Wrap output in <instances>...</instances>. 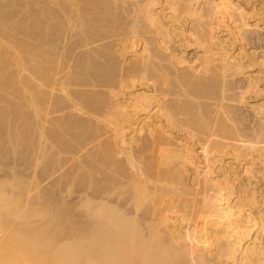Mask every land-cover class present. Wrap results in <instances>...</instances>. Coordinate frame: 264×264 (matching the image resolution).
I'll return each instance as SVG.
<instances>
[{
  "label": "bare ground",
  "instance_id": "bare-ground-1",
  "mask_svg": "<svg viewBox=\"0 0 264 264\" xmlns=\"http://www.w3.org/2000/svg\"><path fill=\"white\" fill-rule=\"evenodd\" d=\"M24 1L0 0V152L8 145L9 158L31 162L33 176L12 169V178L0 181V264H257L264 248L249 237L253 227L239 224L257 199L240 183L245 191L235 193L228 181L224 188L209 169L216 159H206L230 141L234 150H264L259 105V125L250 132L240 128L246 120L239 114L228 122L232 105L224 112L228 79L242 77L252 59L244 61L245 52L240 59V49L232 52L239 58L228 56L232 44L212 28L224 25L229 41L250 45L258 29L250 31L245 19L253 12L244 19L245 10L230 0H161V10L160 0ZM27 19L32 29H24ZM189 40L202 48L198 63L197 54L193 60L182 53ZM248 77L240 80L243 93L255 86ZM236 88V97L230 92L241 102ZM181 136L201 143L205 170ZM187 166L200 193L184 179ZM186 218L194 223L182 224Z\"/></svg>",
  "mask_w": 264,
  "mask_h": 264
},
{
  "label": "rangeland",
  "instance_id": "rangeland-1",
  "mask_svg": "<svg viewBox=\"0 0 264 264\" xmlns=\"http://www.w3.org/2000/svg\"><path fill=\"white\" fill-rule=\"evenodd\" d=\"M24 1V0H23ZM28 1V0H27ZM165 1V0H164ZM163 1V2H164ZM230 1H232V3H233V1H235L233 4L235 5V6H240V9H241V12H243L244 10V15H243V13H242V15H243V17H244V19H245V17H247V14H249V12L251 11V12H253V13H251L250 15H248V17L247 18H249V19H245L246 20V23H247V26H246V23L244 22L245 20L243 19V21L241 20L240 22L242 23H244L245 24V26L247 27V28H250V31H254L255 29L257 30L258 29V35H257V31H256V34H253V33H255V31L252 33L253 34V39L252 40H250V42L252 41V44H250L249 45V41L247 42H245L244 43V40L243 41H241V40H239L240 38L239 37H237V36H240V35H236V37L238 38V40H237V38H235L236 39V41H235V43H233L234 42V40H233V42L232 41H229V36H231V34L229 35L228 34V31H229V29H227V28H225L224 27V25L223 26H221L220 28H216V26L214 27H212L214 30H215V32H214V30H213V32L216 34V36L218 35V36H222L223 35V37L222 38H224L226 41H227V45L230 43V44H232L231 46H233L232 48H230L231 50V52H230V54L228 53V56L229 55H231V56H233L234 54H236L237 53V50H241V52H240V50L238 51L240 54H242V55H239V57H240V59H243L244 58V56H243V54L244 55H246L245 53H247V55L246 56H248V57H245L244 58V61H245V59H247L248 60V58H251L252 60H255V61H257V62H255V61H252L251 60V62L252 63H249L250 64V66L248 65V68L250 69H248L247 67L244 69V75L242 76L243 77V79H242V77L240 76V75H236V76H233L232 77V80L231 79H228V81H229V89L228 90H230V91H234V89H235V87H240L241 86V88H236V90H237V92H238V90H239V93H243V91H246L245 89L246 88H244L245 87V81H244V78L245 77H248V78H252V79H254V81H255V83H254V81H253V83L255 84V86L253 87V88H248V89H250V91L248 90L247 92H244L243 94H240L239 96H237V98L238 99H241L240 97H242V96H244L242 99L244 100L243 102H242V99H241V102H240V100L237 102L236 100H235V95H237L238 93H236V91H232L233 93V95L235 96V97H232L233 95L231 94V92L229 91H227L228 92V95L227 96H229V94H230V96L231 97H228V101L225 99L224 101V103L223 104H226V105H224L225 107H224V112H225V108H229V106H228V104H230V105H232V107L234 108V110H232L234 113H232V112H230L232 115L234 114V116L235 117H232V118H230L231 116H229L228 114H224L225 116H224V118H226V119H228V118H230L231 119V121L229 120L228 122H236L235 120H237L238 119V114L240 115V116H242V117H245V120L247 121H243L244 119H241L240 117V119L242 120V122H243V124L241 123V121H239V124H240V128H243L244 130H246L247 129V131L249 130V132L250 131H252L251 129L253 128V126H255V125H257L259 122H260V120H262V122H264L263 120H264V102H262V101H264V62L262 61V62H260L259 60L260 59H264V43H262L261 41H263L264 40V32L262 33V29L264 30V16L263 15H261V14H263V12H264V9H262V8H264V0H245L246 1V3H245V1L244 0H230ZM237 1V2H236ZM239 1V2H238ZM241 1H243V2H241ZM247 1L249 2V3H247ZM26 1H24V2H22V4H24ZM163 2L161 3V0H160V3H157L156 5H155V7L158 9V8H164V7H166V6H163L164 4H163ZM235 3H237V4H235ZM160 4H162V6H160ZM166 4V3H165ZM241 4V5H240ZM245 4V5H244ZM250 4V5H249ZM254 6V7H253ZM243 7V8H242ZM244 7H246V8H244ZM18 8H21V7H18ZM18 8L16 9V10H18ZM161 8H160V10H161ZM250 8H252V10H253V8H255L253 11L250 9ZM22 9V8H21ZM261 10V12H260V10ZM7 10V9H6ZM9 10H11L10 8H9ZM8 10V11H9ZM249 10V11H248ZM258 10V11H257ZM8 11H6V12H8ZM20 11H22L23 12V10H20ZM22 12H20V13H18L17 14V16L19 15V17H21V16H23L22 15ZM247 12V13H246ZM255 12V13H254ZM256 12L257 13H259V14H256ZM10 13V12H9ZM9 13L8 14H6V15H9ZM164 13V12H163ZM165 13H166V11H165ZM246 13V14H245ZM5 14V13H4ZM254 14H256V15H254ZM255 16V17H254ZM260 16V17H259ZM242 17V18H243ZM259 17V18H258ZM253 19V20H252ZM261 19H262V21H261ZM248 21V22H247ZM257 21H260L257 25H256V23H257ZM254 22H256V23H254ZM263 22V23H262ZM22 23H24L23 25L24 26H26L24 29H32V24H30L31 22L27 19V20H23L22 21ZM238 23V25H239V22H237ZM237 23H234V24H230L231 26L232 25H235V24H237ZM251 23H253L254 24V26H252L251 25ZM261 23V24H260ZM249 24V25H248ZM262 25V26H261ZM23 26V27H24ZM256 26V28H254ZM258 26H259V28H260V32H259V28H258ZM22 27V28H23ZM245 27V28H246ZM251 27H253L254 29H252ZM21 28V29H22ZM246 28V29H247ZM24 29H22V33L24 32L23 30ZM26 29V30H27ZM219 31V33H218V31ZM217 31V32H216ZM239 31V33L241 32L240 30H238ZM10 32V31H9ZM20 32H21V30H20ZM218 33V34H217ZM9 34H12V33H9ZM24 34V33H23ZM21 35V36H20ZM256 37H255V36ZM25 36V35H24ZM21 33L18 35V38H22V37H24ZM252 36V35H251ZM258 36V37H257ZM261 36V40H259V37ZM27 36H25V38H26ZM20 38V39H21ZM25 38H22V41L25 39ZM221 38V39H222ZM254 38H256V40L257 41H255L254 40ZM29 38L27 37L26 38V40H25V44H28V43H26V42H29V41H31V39H29ZM241 39H242V37H241ZM263 39V40H262ZM230 40H232V39H230ZM190 41V40H189ZM224 41V40H223ZM240 41V43H238ZM194 42V41H193ZM225 42V41H224ZM258 42V44L257 45H259V43H260V47L259 46H256V43ZM190 43V47H187L188 46V44H187V46H186V44H185V46H186V48H184V46H182V53H184L183 55L187 58V59H193L194 60V57L196 56V54L198 53V54H200L201 53V55H202V48L200 49V50H196V47H195V45H197V43L196 42H194V43H192V40L189 42ZM191 43H192V45H191ZM32 44V42H30V44L29 45H31ZM195 44V45H194ZM226 45V47H229V46H227ZM241 45V46H240ZM193 46V47H192ZM198 46V45H197ZM243 46V47H242ZM253 46V47H252ZM240 47V48H239ZM255 47V48H254ZM259 47V48H258ZM198 48H199V46H198ZM197 48V49H198ZM253 48H254V50H253ZM261 48V49H260ZM184 49V50H183ZM228 49V48H227ZM250 49V50H249ZM235 50H236V53H232V52H235ZM259 50V51H258ZM198 51V52H197ZM200 51V52H199ZM253 51H255V52H253ZM245 52V53H244ZM251 54L252 52H253V54H255V56H258L260 59H258V57H256V59H255V56L254 57H252V56H250V55H248L249 53ZM238 53V54H239ZM260 53V54H259ZM197 54V58H195V60L196 59H198L199 58V55ZM238 54H237V57H236V55H234V59H236V58H239L238 57ZM188 56V57H187ZM200 57H202V56H200ZM242 57V58H241ZM262 57V58H261ZM258 59V60H257ZM238 60V59H237ZM243 61V60H242ZM196 62L198 63V60H196ZM254 62V63H253ZM259 62V63H258ZM246 71V72H245ZM247 73H251L250 75H248ZM255 74V75H254ZM239 76L241 77V79H239V81H237L238 80V78H239ZM251 76V77H250ZM234 77H236V79H233ZM238 77V78H237ZM255 77V78H254ZM263 80V81H261V80ZM240 80H242L243 82L241 83V81ZM246 80V79H245ZM259 80V81H258ZM233 81H237L239 84L237 85L235 82H233ZM230 82L232 83V84H230ZM257 82V83H256ZM260 83V84H259ZM236 84V85H235ZM240 84H242V85H240ZM244 84V85H243ZM243 86V87H242ZM10 90H6V92H8V94H10L9 96L7 95V98L8 99H15V97H16V95H15V93L14 92H10V91H13L11 88H9ZM240 89L242 90V92H240ZM137 91V88H134V89H129V90H127L128 92H130V91ZM252 91V92H251ZM227 92H226V94H227ZM136 93H138V92H136ZM246 93H248V94H246ZM259 93V94H258ZM12 95H15L14 97H11ZM120 97V96H119ZM231 98V99H230ZM234 98V100H232ZM230 99V100H229ZM237 99V100H238ZM259 100V101H258ZM262 100V101H261ZM247 102V103H246ZM27 103V102H26ZM245 103V104H244ZM261 103H263V104H261ZM261 104V105H260ZM25 105V104H24ZM243 105H245V106H243ZM246 105H248V106H246ZM254 105H256L255 107H250V106H254ZM259 105V106H258ZM228 106V107H227ZM236 106V107H235ZM241 106V107H240ZM243 106V107H242ZM260 107L261 108V110H260V108H256V107ZM232 107H230V110H231V108ZM239 107V108H238ZM248 107V108H247ZM232 108V109H233ZM237 108V109H236ZM262 108H263V110H262ZM27 109V108H26ZM226 109V110H227ZM252 109V110H251ZM254 109H259L260 110V112H261V115H260V112H258V110L256 111V110H254ZM229 110V111H230ZM250 110V111H249ZM243 111V112H242ZM248 111H249V113H248ZM254 111H256V114H257V116H259V117H257L256 118V115H255V113H254ZM129 113L131 112V113H133L131 110H129L128 111ZM227 112H228V110H227ZM239 112V113H238ZM263 112V113H262ZM229 113V112H228ZM251 113H254L253 115L251 114ZM259 114V115H258ZM133 117H132V119H139V117L137 118V114H131ZM134 115H136V117L134 116ZM227 115H228V117H227ZM250 116V115H252L253 116V118H252V116H250V117H248V116ZM263 115V116H262ZM238 116V117H237ZM262 116V117H261ZM143 117V115H141L140 116V118H142ZM246 117H248L247 119H246ZM236 118V119H235ZM254 118H256L255 120H253ZM234 119V120H233ZM239 120V119H238ZM238 120H237V122H238ZM249 121V122H248ZM253 121V122H252ZM256 121L258 122V123H256ZM246 122V123H245ZM245 123V124H244ZM252 125H251V124ZM254 123H256L255 125H253ZM236 124H238V123H236ZM238 124V125H239ZM248 124H250L249 126H248ZM259 125V124H258ZM257 125V126H258ZM257 126L256 127H254V129L255 128H257ZM250 127H251V129H250ZM249 128V129H248ZM254 129H253V131H254ZM256 130V129H255ZM249 132H245L247 135L246 136H250V133ZM249 133V134H248ZM253 133L254 132H252L251 133V135H253ZM186 135V134H185ZM183 138H185V139H187L185 136L183 137ZM183 138H182V136L181 137H179V139H181V141L180 142H185L186 144L190 141V143L191 144H187V146L189 147L190 145H192V146H190V147H192L191 149H193L194 151L193 152H195L194 153V155H199L198 156V158H197V162H199L198 164H199V166H198V168L200 169V170H205V166L206 165H210V164H208V163H206V164H204L205 163V160H204V158H202L203 156H202V154H200V153H202L201 152V149H200V146H201V143L200 142H197L196 141V138H194L195 140H193V141H191V139L189 140H183ZM193 139V138H192ZM188 141V142H187ZM193 142V143H192ZM198 143H200V144H198ZM234 143V142H233ZM229 144L230 145H227V148H226V146H225V148L224 149H222L223 150V152L220 150H218L220 153H216V152H214V151H211V153H209V156H207V160L209 159V161H212V159L213 160H215V163H214V161H212L213 163H211V165H213L212 167H210L209 169L212 171V172H214V174L212 175V177H214V178H216V177H218V181L221 183V185H223V187L224 188H226L227 186H228V188H231V187H234L233 189V191L235 192V191H237V193L240 191V192H242V190L243 191H245V189L246 188H244V189H242L243 187L242 186H244V187H247V191H245L244 193L246 194L247 192L248 193H251V194H248L247 193V195L249 196L250 195V197L252 198V196H254L252 199L254 200L253 202H255L256 201V199H257V203H255V204H259L258 206L256 205V207H255V204L253 205L252 203L253 202H251V204L253 205V207H252V205H251V211L249 210L250 208V205H248V209H247V213L249 214H247V220L246 221H244V222H241V221H239L240 223L239 224H242V225H247V227L248 228H251V227H253L252 229H249L248 230V234H249V237L250 238H258L257 240H259L258 242H260L261 243V245H262V247L264 248V150L263 149H261V151H260V149L259 148H261V147H259V146H261V145H259L258 147H256V146H253V147H251L250 149H252V148H254V150H252V151H250L249 150V148H244V149H237L236 150V148H235V150H234V148L233 147H231V141L229 142ZM234 144H237V143H234ZM6 145V144H5ZM5 145H3V147L5 146ZM6 146H8V145H6ZM6 146L2 149L3 150V152H2V154L3 153H5V152H8V151H5V150H8L9 149V147L7 148V149H5L6 148ZM228 146H229V149H228ZM196 147V148H195ZM262 147H264V145L262 146ZM258 148V149H257ZM226 149V150H225ZM246 149V150H245ZM10 150V149H9ZM231 150H233V152L231 151ZM255 150H258V152L257 151H255ZM245 151H247V155L245 156ZM260 151V152H259ZM0 152V153H1ZM11 152V151H10ZM200 152V153H199ZM222 153V154H221ZM253 153L255 154L256 153V155H253ZM257 153H258V155H257ZM2 154H0L1 156H2ZM7 154H9L8 155V159L6 160V162H5V157L7 156L6 154H3V156L0 158V164L3 166L4 165V167H2L1 165H0V181H1V179H3V181H5L6 179L5 178H7V180L8 179H10V178H12L11 177V175H13L14 174V172H15V170H16V174H18L17 172H19V174L18 175H21L22 177H23V175H24V178H25V176H26V179H28V180H30V177L31 176H33V174L31 175V173H33V170H31V169H27V167H29L30 168V164H31V162H29V165L27 164L28 162L26 161V164L24 163V161H17L16 159L17 158H14L15 156H13L12 158L13 159H15V160H13L12 158L10 159L9 157H11L12 155H11V153H7ZM239 154H240V156H239ZM215 158H212V156ZM216 155V156H215ZM241 155H242V157H241ZM244 155V156H243ZM251 155V156H250ZM220 156V157H219ZM225 156V157H224ZM256 156V157H255ZM258 156V157H257ZM218 157H219V159L221 160H219L218 161V164H217V159H218ZM245 157V158H244ZM248 157H251V158H248ZM257 159V160H255V158ZM4 158V159H3ZM200 158V159H199ZM234 158V159H233ZM4 160V162H3V160ZM254 159V160H253ZM230 160V161H229ZM204 161V162H203ZM225 161V162H224ZM253 163H252V162ZM2 162L3 163H5V164H2ZM18 162V163H17ZM22 164H24V165H22ZM224 163V167H223V169L221 170L220 168L218 169V167H220L219 165H220V163ZM259 162V163H258ZM262 162V163H261ZM20 163V164H19ZM204 164V166H203V164ZM210 163V162H209ZM231 163V164H230ZM252 163V164H251ZM19 164V165H18ZM226 164V165H225ZM227 164H228V167H229V165L231 166V167H229L231 170H232V172L230 171V170H228L227 169ZM249 164V166H250V164L252 165V168H251V170H248V167H247V165ZM27 165V166H26ZM217 167H216V166ZM247 167V170H245V166ZM254 165V166H253ZM233 166H234V168H233ZM13 167V168H12ZM251 167V166H250ZM254 167V168H253ZM188 170H185V172L186 173H184V177L186 176L185 174H187V178L185 177L184 179L187 181V183L189 182V186H191V187H189L191 190H192V187H193V190L195 191L196 190V192L198 191V193H200V186L199 185H196L195 186V183H197L196 181H195V183H194V181H192V180H196V178H194L195 176H194V174H193V171L191 172V167L190 166H187L186 167ZM224 168H226L228 171H227V175H224V178H225V180H224V178H222V172L224 171ZM12 169H15L14 170V172H11L12 171ZM185 169V168H184ZM190 169V170H189ZM198 169V170H199ZM217 169V170H216ZM226 169H225V171L224 172H226ZM244 169V170H243ZM255 169V170H254ZM30 170V171H29ZM222 172H221V171ZM235 170V171H234ZM259 171V172H257L258 173V175H257V173H256V171ZM32 171V172H31ZM241 171V172H240ZM247 172V171H249V174H248V172L246 173L247 174V176L248 177H246V174H243L244 172ZM252 171H253V173H252ZM8 172V173H7ZM189 172V173H188ZM200 172H202V171H200ZM236 172V173H235ZM240 172V173H239ZM254 172H255V176H254V178L252 177V175L251 174H254ZM10 173H11V175H10ZM21 173V174H20ZM215 173H219V175L218 174H215ZM221 173V174H220ZM230 173V174H229ZM231 173H235L234 175H238L237 176V181H234V180H236L235 178H234V175H231ZM23 174V175H22ZM261 174V175H260ZM214 175H216V176H214ZM229 175H231V176H229ZM245 175V176H244ZM250 175V176H249ZM221 176V177H220ZM244 176V177H243ZM9 177V178H8ZM191 177V178H190ZM219 178H221V179H223L224 181H225V184H222V183H224V182H222V180H220ZM234 180H233V179ZM227 179V180H226ZM243 179V180H242ZM252 179V180H251ZM231 180H233V181H231ZM25 181H27V180H25ZM31 181H32V177H31ZM31 181H27V182H30L31 183ZM192 181V182H191ZM217 181V182H218ZM227 181H228V185L225 187V185L227 184ZM230 181V182H229ZM243 181V182H242ZM249 183H248V182ZM216 182V184H218ZM235 184H233V183ZM47 183H48V181H44V182H42V184L40 185L41 187H43V185L45 186V188H49V187H47L48 185H47ZM190 183H193V184H190ZM229 183H230V185H229ZM231 183H232V185L233 186H231ZM240 183V185L239 186H241L240 187V189L241 190H238L239 189V186H238V184ZM28 184V183H27ZM248 184V185H247ZM195 186V187H194ZM199 187V188H198ZM58 188H60V186L58 187ZM57 188V189H58ZM199 189V190H197V189ZM202 188V187H201ZM252 188H254L253 190H251ZM42 189V188H41ZM43 189H44V187H43ZM255 190V191H254ZM55 191H56V187H55ZM59 191V189L57 190V192ZM251 191V192H250ZM64 192V191H63ZM256 193V194H254V193ZM29 193H31V194H34V191H32L31 190V192H29ZM59 193H62V192H58L57 193V195L59 194ZM236 193V192H235ZM244 193H242L243 195H244ZM30 194V196H32ZM65 194V193H64ZM209 194H211V193H209ZM60 195V194H59ZM62 195H63V193H62ZM66 195V198H65V196H62V197H64L66 200H70L71 198H73L72 196H70V197H67V194H65ZM196 195V194H195ZM194 195V196H195ZM247 195H244V196H247ZM252 195V196H251ZM61 196V195H60ZM74 196V195H73ZM192 196L194 199H198V200H200V197L202 196V194H201V196H200V194H197V196ZM200 196V197H199ZM191 197V198H192ZM198 197V198H197ZM260 197V198H259ZM249 199V198H248ZM258 200H259V202H258ZM263 200V201H262ZM198 203V202H197ZM196 203V205L194 206V208H192V210H194L195 208L197 209V208H199L198 206H200V204L198 203L197 204ZM261 207V208H260ZM256 208V209H255ZM195 209V210H196ZM253 209H255V210H253ZM261 210V212H260V210ZM249 210V211H248ZM255 211V212H254ZM173 212H174V210H173ZM179 213V214H178ZM251 213V214H250ZM254 213V214H253ZM258 215H257V214ZM260 213H262V214H260ZM255 214H256V216H255ZM169 215L172 217L173 215V217L172 218H179V221H183L184 219H182V218H180L181 217V213L180 212H177V215L175 216V213H173V215H172V213L170 212L169 213ZM251 215H252V217H251ZM180 216V217H179ZM259 216V217H258ZM256 218V221H255V223H254V219ZM251 218V219H250ZM254 218V219H253ZM259 218L262 220H259ZM186 219H188L187 220V222L185 221V222H181L182 224H191V223H194V222H192V218H186ZM199 219V216H198V218H197V216H196V218H195V221H197ZM249 219V220H248ZM253 219V220H252ZM260 221V222H259ZM247 222V223H246ZM248 222H249V224H248ZM250 222H252V223H250ZM251 227H250V226ZM257 228V229H256ZM260 229V231H259V229ZM257 231V232H256ZM263 232V233H262ZM261 234V235H260ZM256 235V236H255ZM259 237H258V236ZM263 253H264V249L262 250V254L260 255V257L258 256V263L259 264H263V262H264V255H263ZM263 255V256H262ZM261 256L263 257V259L261 258ZM259 260H260V262H259ZM257 261V260H256ZM256 263V262H255ZM254 263V264H255ZM257 263V264H258Z\"/></svg>",
  "mask_w": 264,
  "mask_h": 264
}]
</instances>
